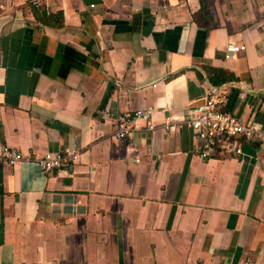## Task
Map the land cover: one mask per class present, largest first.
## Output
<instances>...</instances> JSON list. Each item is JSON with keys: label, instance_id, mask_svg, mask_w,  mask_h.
Segmentation results:
<instances>
[{"label": "crops", "instance_id": "0c3cea01", "mask_svg": "<svg viewBox=\"0 0 264 264\" xmlns=\"http://www.w3.org/2000/svg\"><path fill=\"white\" fill-rule=\"evenodd\" d=\"M42 1L0 0V143L79 157L0 162V264H264V144L205 158L178 126L209 64L237 76L225 108L264 127V0H207L210 27L200 0ZM138 108L175 125L117 138Z\"/></svg>", "mask_w": 264, "mask_h": 264}, {"label": "built area", "instance_id": "2783aa9c", "mask_svg": "<svg viewBox=\"0 0 264 264\" xmlns=\"http://www.w3.org/2000/svg\"><path fill=\"white\" fill-rule=\"evenodd\" d=\"M42 0H30V4L39 6ZM244 45H228L227 51L243 49ZM228 85L222 84L206 95L203 102L195 108L189 109L187 115L179 119L178 126L186 125L194 131L200 139V155L205 158H241L244 156V144L254 142L264 144V127L256 122L231 112L225 108L228 98ZM102 114H107L102 108ZM145 120L143 127L148 130L157 128L170 129L175 124L165 121L162 124L151 120L150 110L138 108L125 111L116 117L114 135L117 138H126L141 127L139 121ZM79 157L76 148H65L58 151H46L41 154L24 153L19 148L8 143H0V162L14 165L19 162H33L42 170L50 171L60 168ZM224 264H231L226 261ZM238 264H254L251 258H245Z\"/></svg>", "mask_w": 264, "mask_h": 264}, {"label": "trees", "instance_id": "16d2710c", "mask_svg": "<svg viewBox=\"0 0 264 264\" xmlns=\"http://www.w3.org/2000/svg\"><path fill=\"white\" fill-rule=\"evenodd\" d=\"M40 14L42 15H39L38 18L43 23H54L58 19L57 18L54 21L52 13H46L44 10ZM59 15L62 16L61 13ZM57 17H59L60 19V16L57 15ZM194 19L201 26H212L213 18L207 0H200L199 8L194 12ZM203 68L213 87H218L222 84H227L229 82L237 80V76L235 75V73L228 68L212 66L209 64H203Z\"/></svg>", "mask_w": 264, "mask_h": 264}]
</instances>
